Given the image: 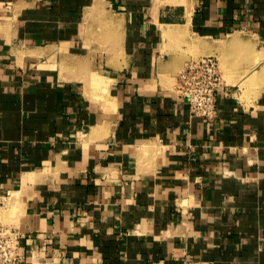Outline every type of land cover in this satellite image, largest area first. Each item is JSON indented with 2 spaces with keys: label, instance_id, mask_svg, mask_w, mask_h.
I'll return each mask as SVG.
<instances>
[{
  "label": "crops",
  "instance_id": "obj_1",
  "mask_svg": "<svg viewBox=\"0 0 264 264\" xmlns=\"http://www.w3.org/2000/svg\"><path fill=\"white\" fill-rule=\"evenodd\" d=\"M0 221L20 264H264V0H0Z\"/></svg>",
  "mask_w": 264,
  "mask_h": 264
},
{
  "label": "built area",
  "instance_id": "obj_2",
  "mask_svg": "<svg viewBox=\"0 0 264 264\" xmlns=\"http://www.w3.org/2000/svg\"><path fill=\"white\" fill-rule=\"evenodd\" d=\"M221 88L222 78L218 59L214 56L192 60L178 73L176 83L178 97L188 105L193 116L207 121L215 119L218 115V95ZM21 240L22 235L17 228L0 221V264H20Z\"/></svg>",
  "mask_w": 264,
  "mask_h": 264
}]
</instances>
